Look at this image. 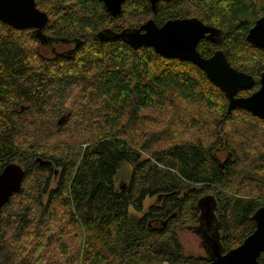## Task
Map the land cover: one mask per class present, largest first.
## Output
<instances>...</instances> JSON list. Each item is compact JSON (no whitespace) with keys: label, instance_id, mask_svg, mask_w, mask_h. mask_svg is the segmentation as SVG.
Segmentation results:
<instances>
[{"label":"trees","instance_id":"trees-1","mask_svg":"<svg viewBox=\"0 0 264 264\" xmlns=\"http://www.w3.org/2000/svg\"><path fill=\"white\" fill-rule=\"evenodd\" d=\"M35 4L48 16L43 35L74 47L44 55L32 28L0 21V171L15 162L24 173L0 207V264H206L178 233L199 224L206 197L222 251L241 243L264 206V118L228 111L192 62L99 32L198 17L222 34L197 49L220 48L252 75L246 95L264 71V48L246 39L264 0H158L155 12L123 0L116 16L102 0ZM123 163L130 175L117 186ZM155 195L141 215L129 211Z\"/></svg>","mask_w":264,"mask_h":264},{"label":"water","instance_id":"water-1","mask_svg":"<svg viewBox=\"0 0 264 264\" xmlns=\"http://www.w3.org/2000/svg\"><path fill=\"white\" fill-rule=\"evenodd\" d=\"M102 1L112 16L120 13L123 0ZM157 1L149 0L153 12L156 10ZM47 20V14L37 8L35 0H0V21L15 28H32L41 44L51 41V38L43 35L42 32ZM221 34L220 28L205 24L195 16L167 19L161 25H157L151 17L138 27L99 32V36L104 40L120 38L133 48L150 46L156 53L166 58H179L192 62L223 91L228 100V111L239 107L254 116L264 118V71L260 74L258 88L249 94L240 95L237 94L238 90L253 87L252 75L232 66L220 48L207 57L202 56L197 49L200 39L219 42ZM246 39L264 48V14L248 29ZM40 162L46 161L40 160ZM23 175L22 168L15 162H8L3 166L0 171V207L19 189ZM214 208L215 202L210 197H206L200 206L199 224L188 227L203 238L201 245L207 254L206 264H258V257L264 251V206L258 207L251 215L255 224L253 231L241 243L225 252L222 251L216 228Z\"/></svg>","mask_w":264,"mask_h":264},{"label":"rangeland","instance_id":"rangeland-1","mask_svg":"<svg viewBox=\"0 0 264 264\" xmlns=\"http://www.w3.org/2000/svg\"><path fill=\"white\" fill-rule=\"evenodd\" d=\"M73 45L74 44L71 41L56 40V42L51 43V45H48V46L40 45V51L44 55L48 56V55L54 54V52L56 53V52H63V51L71 50L73 48ZM65 114L67 113L64 112L62 117L60 118H63ZM71 128L72 127L70 126L69 128H65V130L68 132H71L72 130ZM142 156L146 157L148 156V154L144 152ZM129 175H130V166L127 163L121 164L118 169V173L116 175V185L120 186L122 184H126L129 178ZM159 200L160 198L157 195L146 196L142 202L141 212H136L131 208H129V211L132 214L141 215L149 205L154 204V203L157 204L159 203ZM178 233H179L180 240L186 252H192L193 254L207 256V254L204 252V248L201 245L203 242V238H200V236H198L197 233L192 231V229L188 227H184V228L179 229Z\"/></svg>","mask_w":264,"mask_h":264},{"label":"flooded vegetation","instance_id":"flooded-vegetation-1","mask_svg":"<svg viewBox=\"0 0 264 264\" xmlns=\"http://www.w3.org/2000/svg\"><path fill=\"white\" fill-rule=\"evenodd\" d=\"M54 42H56V40H53V39H51V41H49V42H47V43H42V45H46V46H48V45H51V43H54ZM72 42V41H71ZM74 44V43H73ZM73 47H74V45H73ZM53 49V48H52ZM73 49V48H72ZM71 49V50H72ZM54 50V49H53ZM69 51V50H68ZM63 52H65V51H63ZM56 53H59V52H56ZM54 54H55V52H54Z\"/></svg>","mask_w":264,"mask_h":264}]
</instances>
